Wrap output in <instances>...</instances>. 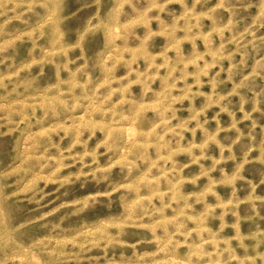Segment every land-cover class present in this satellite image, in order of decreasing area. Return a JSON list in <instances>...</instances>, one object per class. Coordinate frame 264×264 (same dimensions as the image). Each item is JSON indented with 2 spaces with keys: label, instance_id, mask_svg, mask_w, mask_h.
I'll return each instance as SVG.
<instances>
[{
  "label": "rangeland",
  "instance_id": "1",
  "mask_svg": "<svg viewBox=\"0 0 264 264\" xmlns=\"http://www.w3.org/2000/svg\"><path fill=\"white\" fill-rule=\"evenodd\" d=\"M0 264H264V0H0Z\"/></svg>",
  "mask_w": 264,
  "mask_h": 264
}]
</instances>
